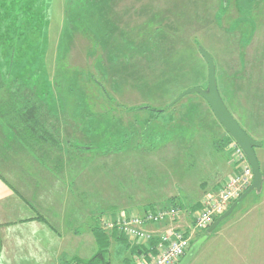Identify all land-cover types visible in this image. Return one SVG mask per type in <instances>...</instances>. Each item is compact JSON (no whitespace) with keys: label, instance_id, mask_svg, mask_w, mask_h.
I'll list each match as a JSON object with an SVG mask.
<instances>
[{"label":"crops","instance_id":"crops-1","mask_svg":"<svg viewBox=\"0 0 264 264\" xmlns=\"http://www.w3.org/2000/svg\"><path fill=\"white\" fill-rule=\"evenodd\" d=\"M27 1H42L34 5L43 4L49 10H54L55 0ZM119 1L90 0L89 16L86 19L94 20L95 24L114 38L103 80L122 103L138 105L140 99L131 100L133 91L141 98V103L160 106L188 88L205 83L207 88L208 65L191 37L196 33L192 28L196 22H199V26L205 25L203 17L211 7L207 0H190L187 4L183 0H161L159 3L149 0L139 4L140 7L135 6V0H128V3H132L123 12L116 8ZM64 4L63 35L58 38L59 49L56 52L61 53L63 58H69L76 37L80 35L83 40L90 42L91 48L87 55L91 54L97 42L93 29L88 27L77 10H69L67 14L68 8ZM224 5L227 8L220 22L217 21L216 13L213 14L218 27L216 38L207 36L204 40L210 41L216 52L217 57L207 50L216 63L218 89L225 104L248 135L262 143L261 147L256 148V154L264 176V33L258 35V28L264 27V0H228ZM185 6L193 8L191 19H186V11L182 9ZM221 8L222 1H216L215 10ZM231 10H237L238 14L224 29V18L228 17ZM249 23L255 26L250 27ZM250 28L253 30L248 36ZM222 30H225L224 34ZM204 40H200L201 45ZM178 42L182 43V47ZM4 66L5 62L3 67L0 65V76L7 75ZM67 68L66 73H63V80L66 81L76 73L75 68ZM140 68L143 77L139 76ZM48 73L53 75L55 72L48 69ZM21 84L2 81L0 78V264H66L67 259L64 257L70 251L66 250L68 243L76 246L81 241H75L82 235L81 227H87L97 242L93 233L94 218L110 212L116 216L120 212L132 213L139 210L142 198L133 193L125 198L124 185L118 184L119 179L115 178L118 169L123 174L121 166L105 168L103 164L101 167L107 171L104 180L94 181L99 178L93 177V170L99 166L93 165L92 149L86 146L88 143L84 140L86 132L78 131L76 117L73 119L69 111L58 115L54 109L49 108L51 102L46 103L44 98L40 99L41 102L35 98L30 92L34 85L29 86L23 82L30 98L16 94ZM55 102L61 105L58 99ZM186 102L195 101L189 99ZM28 104H35L36 108L23 117ZM44 113L49 115L45 117ZM188 114L197 116L198 120L204 115H200L198 110H191ZM165 126L167 140L172 141L177 137L181 141L180 146L173 147L166 143L168 146L165 147L172 148L174 156H180V162L177 163L180 170L186 171L190 167L188 164L202 163L198 158L195 159L202 149L194 150L190 140L197 138L193 136L192 130L187 135L181 132L176 136L169 130V127L172 128L171 121ZM205 137V134L199 137L200 143L205 142ZM222 142L223 146L216 150V171L208 179L203 175V183L198 185L204 190L209 188V192H206L208 195L213 194L219 184L233 172L227 155L221 152L225 147L227 150L229 143ZM205 148L208 153L211 152ZM165 154L172 155L167 151ZM208 166L205 164L203 167L206 170ZM141 169L137 167V170ZM109 175L114 177L112 185ZM250 195L235 208L238 209L245 201L236 212V222L214 230L216 237L223 239L220 250L226 253V258H232L230 251H236L238 242H245L247 236L250 238L254 234H264V182L260 192L255 191ZM177 223L149 228L162 232L175 224L176 227H182ZM112 235L115 238L121 236L117 231ZM234 238L237 244L231 247ZM128 241L131 245L120 239L113 241L108 248V256L111 251H115L122 258L116 264L130 263L139 254V249H142L133 246L136 241ZM61 249L64 251L61 256L51 252ZM71 250L75 251L76 248L72 247ZM72 257L77 255L72 254ZM234 258H238L236 254ZM218 259L221 261L225 258L219 256ZM213 264H216V260ZM226 264H230L228 260Z\"/></svg>","mask_w":264,"mask_h":264},{"label":"rangeland","instance_id":"rangeland-1","mask_svg":"<svg viewBox=\"0 0 264 264\" xmlns=\"http://www.w3.org/2000/svg\"><path fill=\"white\" fill-rule=\"evenodd\" d=\"M147 1L149 0H139L138 3L135 0V6L137 7ZM160 1L156 0L157 3ZM207 1L211 4V7L203 17L205 25L200 24L199 26V22H196L194 27H192L194 31L196 30V33L194 32L191 37L197 48L204 46L206 50L217 57L212 43L204 39H207V36L216 38L218 27L214 21L213 14L216 13L217 21L220 22L222 14L227 8L224 3L228 2V0H221L222 8L219 11L215 10L216 1L218 2V0ZM82 2L84 3L81 4ZM183 2L187 4L190 3V0H183ZM41 3H33L27 0H0V65L3 67L5 62L4 69L7 70V75L0 76L2 81L7 80V82L16 84L25 82L29 86L34 85L30 92L33 93L35 98L37 97L39 101L44 98L46 103L51 102L52 105L49 108L54 109L58 115H64L65 112L69 111L71 116L74 117L73 119L76 117L75 124L78 126V131L86 132L87 137L84 140L88 143L86 146L92 149L90 152L94 160L93 165L99 166L93 170V177L99 178L94 181L104 180L107 166H121L122 170H124L123 174L118 169L115 178L119 179L118 184L124 185L125 198L132 193L142 198L140 199L139 210L130 212V214L133 215L134 212V214H142L146 209L156 205H166L179 209V215L175 220V222L178 221L177 225L179 224L183 228L188 227V225L192 227L194 221L193 213L200 209L201 200L203 201L208 195L206 192L209 189L204 190L203 187L198 185L203 183V175H206L208 179L216 171V150H218L219 143L226 141V144H232L233 140L222 128V125H220L208 105L197 94L185 96L183 98L185 99L184 101L181 99L179 102L170 105L180 92L172 97V100L165 101L160 106L141 103V98L134 91L131 100L140 99L138 105L124 104L113 93L114 98L108 97L103 93L99 84L103 79L101 68L104 61L103 50L106 48L107 43L97 45L96 42V50L87 55L91 44L78 35L69 58H63L61 53L56 52L59 49L58 38L63 35L64 3H66L68 8L66 10L68 14L69 10L72 12L75 10L78 12L83 9L87 10L90 0H55L54 10H49L47 5H34ZM131 3H128V0H120L116 8L119 12H123ZM182 9L186 11V19H191L193 8L185 6ZM84 12L86 13L85 10ZM237 14V10H231L228 17L224 18V29L228 27L231 19H235ZM79 15L84 18L88 27L91 28L94 22L86 19L89 13L88 16L80 13ZM251 22L253 21L251 20ZM51 24H54L53 27ZM234 25L236 27V24ZM248 25L250 27L255 26L253 23ZM251 30L253 28H250L248 36L251 35ZM223 32L225 30L221 31L222 34H224ZM258 33V35H262L264 27L258 28ZM52 40H54L53 43ZM200 40H204L202 45ZM178 44L182 47V43L178 42ZM62 47L63 44L61 43ZM189 48H191V45ZM144 52L147 53V50H144ZM131 66L134 65L131 64ZM67 67L75 68L76 73L69 76L66 81L63 80V73H66ZM48 69L55 73L49 75ZM139 76L143 77L142 68L139 69ZM48 85L50 86L47 87ZM171 87L172 81L169 83L170 91ZM199 87L206 88V83ZM24 93L27 92L24 91ZM168 98L169 96L167 95L166 99ZM56 99L60 101L61 105L54 103ZM189 99H193L195 102L187 103L186 100ZM200 109L203 111L201 112ZM155 110L161 111L156 112ZM191 110H198L200 115H204L200 116L198 120L197 116L188 114L191 113ZM44 115L46 117L49 114L44 113ZM170 121L172 122V128L169 127V130L172 134L174 133V135L178 136L182 132L187 135L188 131L192 130L193 136L199 139V142L196 141L197 139H192L190 142L194 144V150L202 149L201 153L195 157L202 163L188 164L190 167L186 171L180 170L177 166V163L180 162V156H174L172 148L165 149L168 144L175 147V145L180 146L181 143L177 137H174L172 141L165 138V125ZM195 123H198V125L194 126ZM178 126H181V128H178ZM202 134L206 136L205 142L200 143L199 137ZM78 136L80 135L78 134ZM210 139L212 140L210 141ZM80 143L84 145L83 142ZM191 143H189L190 146L192 145ZM205 147L209 148L211 152L208 153ZM155 150H157V153H155ZM165 151L170 152L173 156L165 154ZM221 152L227 155L228 160L230 159L231 152H229L228 147L227 150L225 147V150H221ZM159 158L160 160H157ZM103 164L106 165L104 166L105 168L101 167ZM205 164L209 165L206 170L203 167ZM137 167L142 169L137 170ZM108 178L110 179V185H112L114 177L109 175ZM242 204L235 212L224 219L215 228V231L224 228L225 224L236 222L238 216L236 212H238ZM128 215L129 213L120 212L116 216L110 212L106 214L102 222L104 224L107 219H118ZM167 223L170 222L154 224L151 227H164ZM105 230H107L108 235L115 233L112 229L105 228ZM207 230H197L194 238H192L191 243L193 244L197 240L206 237L199 252L189 264H213L214 260H216V264H226L227 260L230 264L241 262H246V264H264L263 233L254 234L250 238L247 236L245 242H238V244L237 239L234 238L231 247H235L237 244V249L236 251H230V257L232 258H226V253L223 251L221 253L220 250L223 239L220 236L217 238L216 233L214 234L215 231L207 233ZM80 231L82 235L80 239H75V241H81L76 246L68 243L66 248V250H70L66 252L67 256L64 257V259H67L66 263L68 264H71L72 259L76 258L72 257V254H76L79 258H88L99 251V243L94 241L90 230L87 227H81ZM90 238L92 243H90ZM113 241H116L115 237H111V244ZM138 244L143 248L141 242H138ZM72 247L73 249L76 248V250L72 251ZM62 250L57 252L51 250V252L61 256L64 252ZM235 254L238 258H234ZM219 256H224L225 259L220 261L218 259ZM108 257L110 264H116L121 258L118 254L116 255L115 251H111Z\"/></svg>","mask_w":264,"mask_h":264},{"label":"built area","instance_id":"built-area-1","mask_svg":"<svg viewBox=\"0 0 264 264\" xmlns=\"http://www.w3.org/2000/svg\"><path fill=\"white\" fill-rule=\"evenodd\" d=\"M228 148L233 172L213 194L203 199L200 209L193 213L192 227L173 225L162 232L152 231L151 225L174 224L179 215L178 208L157 205L142 214L133 213L104 221L105 228L143 245L141 252L129 264H179L190 249L196 231L208 229L251 186L253 170L242 149L234 141L228 144Z\"/></svg>","mask_w":264,"mask_h":264},{"label":"water","instance_id":"water-1","mask_svg":"<svg viewBox=\"0 0 264 264\" xmlns=\"http://www.w3.org/2000/svg\"><path fill=\"white\" fill-rule=\"evenodd\" d=\"M199 51L208 65V86L191 87L181 92L177 98L170 104L173 105L183 99L185 96L191 94H198L205 99L210 106L212 112L225 129L230 138L242 149L252 170L253 181L251 186L229 207V209L222 214L207 230V233L213 232L215 228L227 217H229L240 202L253 192H260L264 182V176L261 170V165L256 154V148L262 146V143L252 138L241 127L235 117L232 115L227 105L225 104L217 84L216 78V63L212 55L202 46H199ZM205 238L197 240L193 243L182 258L179 264H189L199 252Z\"/></svg>","mask_w":264,"mask_h":264},{"label":"trees","instance_id":"trees-1","mask_svg":"<svg viewBox=\"0 0 264 264\" xmlns=\"http://www.w3.org/2000/svg\"><path fill=\"white\" fill-rule=\"evenodd\" d=\"M83 3L84 2H82L81 4H83ZM81 4H79V5H81ZM84 10L86 11V13L84 12ZM78 13H80V14H82L84 16H88L89 12H88V9L87 10L83 9V10H80ZM91 22H94V24L91 26V28L93 29V31H94V33L96 35L97 45H99L100 43H102V45L104 43H107L106 48L103 50L104 51L103 52L104 53L103 54L104 61L102 63V68H101V74H102V77H103L104 76L106 62H107V59H108V53H109L110 45L114 41V38L110 34H108L107 32H104L97 24H95L96 22L94 20H91ZM101 81L102 82L99 83V84L101 85L103 93H105L110 98L111 97L114 98L111 90L107 87V85L105 84L104 80L102 79ZM24 88H25V86L22 83L18 87V89L16 90L15 93L19 94L20 96H24L25 98L26 97L30 98V96L27 95V93H28L27 90H25ZM24 91H26L27 93H24ZM200 99L204 100V102H205V99L203 97L200 96ZM34 108H36L35 104H32V105L28 104V106L26 108L27 111L25 113H23L22 116L26 117L27 115L30 114L31 110L34 109ZM134 108H136V107H134ZM155 111L158 112V111H161V110H155ZM221 145H223L222 141L219 143L218 147H220ZM200 206H201V204H200ZM105 216L106 215H100L99 217L94 218L93 233H94L95 237L97 238V242L99 243V251L97 253H95L94 255H92L91 257H89V258H79V257L73 258L71 264H73V263H79V264H110V260H109V257H108V248L111 245V237H113V235H108L107 231L104 228V224H103L102 221L105 218ZM120 239H122L123 241L128 242L129 244L127 243V245H131V243L128 241V238L126 236H124V235L122 236L121 235V236L115 238L116 241H118ZM133 246H135V248H137V246H140V245L135 243V244H133ZM140 252H141V250L138 253H140ZM66 264H68V263H66Z\"/></svg>","mask_w":264,"mask_h":264}]
</instances>
